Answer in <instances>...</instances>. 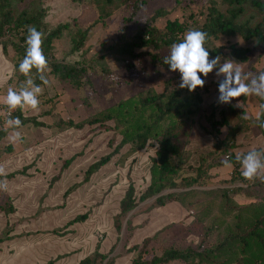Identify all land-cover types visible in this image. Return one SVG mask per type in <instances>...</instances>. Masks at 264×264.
<instances>
[{
	"label": "rangeland",
	"instance_id": "1",
	"mask_svg": "<svg viewBox=\"0 0 264 264\" xmlns=\"http://www.w3.org/2000/svg\"><path fill=\"white\" fill-rule=\"evenodd\" d=\"M146 1L148 4L144 12L138 21L130 26L131 37L128 39L130 41L140 30L146 18L153 16L158 10H164L167 14L155 23V26L163 29L168 20H179L187 23V26L191 25L193 17L203 22L202 14L206 12L208 5V0ZM36 3V6L47 10L46 22L50 28L62 23H70L72 24V29L79 27L85 30L93 25L85 46L80 52L71 53L75 39L74 33L71 32L66 33L62 40L55 43L54 50V55L58 60L85 66L89 71L90 82H86L78 89L71 85L60 83L48 69L46 75L49 84L41 85L43 92L39 96L41 109L38 111L26 109L27 116L40 117L41 112L45 111L52 116L44 119L40 118V120L49 125H52L60 118L66 121L73 120L76 123L83 122L102 111L113 108L123 101L135 98L139 92L147 89L153 88L157 93H161L168 79L180 77L178 72H170L161 63H154L151 57L147 55L134 59L133 69H127V59L122 58L112 48V46L121 43L120 28L122 21L130 14V11L125 7L117 9L104 24L100 21L99 12L91 3V0H82L81 2L74 0H42ZM217 4L220 8H223L219 1H217ZM216 45L224 47L221 63L227 59L233 60L249 78L264 72L263 45L255 42L246 43L239 38L226 37L216 41ZM232 45L250 49V59L247 63H242L230 55L229 48ZM169 50L170 48L163 50L160 55H169ZM136 52L157 54L150 47L138 48ZM2 56L4 55L0 47V57L2 58ZM1 58L0 79L5 74H8L7 80H2L3 88H0V102L3 103L7 89L12 87L18 90L21 83H18L14 78V62L18 59L14 51L10 49L9 57L6 58L4 56L5 59ZM3 60H6L10 65L11 71L9 73L5 71ZM105 69H108V72H105ZM10 79H12L11 83L8 84ZM219 79H222V77H216L214 70L207 77L203 87L207 91L203 94L204 103L191 137L190 165L192 166H198L201 160L213 161L218 158V154L214 153L215 141L211 135L214 129L208 123L207 118L214 110L213 108H217L219 111L227 110L230 105L218 103ZM239 99V112L244 111L247 121L242 123L240 118L234 113H230V111L226 115L230 127L236 125L239 127L240 133L236 139L237 152L246 153L252 149L263 152L264 137L257 127V122L263 113L264 100L255 95L242 96ZM232 103L236 104V100H233ZM2 106L0 105L1 109L4 108ZM1 109L0 118H3L5 123L3 125L6 127L7 116L5 113L2 115ZM216 118L221 120L219 112H217ZM222 129L224 130L222 131ZM228 129L229 127L218 128L222 137L227 134ZM19 131L21 133L20 140L11 141L9 139L13 133L11 131L9 136L0 144V152L9 144L14 149L13 153H6L0 156V167L4 169L3 176L22 170L25 166L30 165L39 167V169L33 170L35 172L31 176L33 179L17 176L11 181H3L2 184L6 187L0 188V204L11 200L13 194L17 191H26L25 187L31 188L36 183L38 184L37 186H40V180H44L41 182L43 184H47V181L50 184L52 178L58 174L62 162L72 158L74 155H78L76 161L64 173L61 181L50 189V197L48 198V203L50 204L49 220H46L45 224H43L44 222L36 218L35 224L30 223V225L32 227L35 226V228L43 227L46 232H52L54 229H63L69 221L75 219L78 215L89 214L85 223L73 225L67 230L68 234H63V232L60 237L55 235L42 237L35 233L34 248L39 254H42L40 251H44V254L37 257L40 262L36 260L34 263L46 264L59 256H63L55 264H77L94 251L98 242L103 241L101 251L107 254L119 239L120 241L114 253L109 257V259H112L111 264H131L136 254L127 253V249L131 245L140 244L147 237L153 238L150 252L161 255L165 250L171 248L185 250L191 245H196L210 226H214V231L209 238L207 246L215 247L233 229L234 219L225 217L223 199L220 195L214 197L210 193V190L220 187L233 188L242 186L241 184L231 185L229 183L234 168L232 165L231 167L222 166L214 170L213 173H219V176L214 177L208 184L206 183V187L194 188L207 192L204 195H200L199 198L202 201L212 200V198L215 201L213 207H210L207 213L200 215L199 221L189 217L186 209H184L186 212L185 216L176 220V216L173 217L167 212L168 208H170L168 206L172 204L154 209H151L154 199L140 204L138 208L131 212V216L129 215L130 218L133 215V231L129 236L128 245L125 247L127 241L125 230L127 226L124 227V224L126 220L123 224L122 233L119 235L114 229L113 218L119 211V203L127 189L128 179L134 182L139 194L143 193L147 188L150 181V174L147 170L149 154L142 153L134 163L130 160L124 166L121 165L123 167L116 164L119 160V157L116 156L95 174L89 183L82 184L88 167L101 157L113 152V146L109 145V143L110 141L120 142L122 137L118 133L102 131L92 134L90 127L83 131L69 129L61 133L55 131L52 133L47 129L26 126ZM50 139H53V141L50 142ZM148 153L151 154V152ZM43 154H50L52 157L43 161ZM219 160L224 162V157L222 156ZM188 167L189 165L186 164L183 172L186 177L194 174L192 170L187 169ZM260 181L264 183V180ZM74 184L82 185L70 196L64 198L66 190ZM16 186L20 190H13ZM40 195V191L35 192L28 203V207L37 206ZM254 202H256L254 198H250L244 193L232 196L231 204L238 206ZM262 205L264 206V198ZM256 216V214H253L252 217L255 218ZM1 218L4 219L3 215ZM104 236L105 238H103Z\"/></svg>",
	"mask_w": 264,
	"mask_h": 264
},
{
	"label": "trees",
	"instance_id": "2",
	"mask_svg": "<svg viewBox=\"0 0 264 264\" xmlns=\"http://www.w3.org/2000/svg\"><path fill=\"white\" fill-rule=\"evenodd\" d=\"M37 1L42 0H0V47L3 55L8 58L10 49L14 51L18 58L14 62V78L18 83L24 82L25 77L19 72V63L26 52L27 28L33 26L44 34L42 48L48 60V69L60 83L79 89L86 82H90L88 69L80 64L58 60L54 55L55 43L62 40L66 33H74L75 39L71 53H78L85 46L93 25L85 30L79 27L72 29L70 23H62L50 28L46 22L47 10L36 6ZM74 1L81 2L82 0ZM217 1L221 3L223 8L218 6ZM91 3L97 8L100 21L104 24L117 9L125 7L130 11L129 16L123 19L120 28L121 43L112 46L122 58L127 59L126 67L129 70L134 67V59L146 55L150 56L154 63H161L165 69H168V66L163 63L166 56H161L160 53L171 48L173 43L180 42L184 34L192 29L207 33L205 47L210 53V59L223 56L224 47L216 45V41L222 37L239 38L246 43L255 42L264 46V0H208L206 12L202 14L203 22L193 17L191 25L187 26V23L179 20H168L163 29L155 26V23L167 14L164 10H158L153 16L146 18L131 41L128 40L131 37L130 26L136 23L144 12L148 4L146 0H91ZM22 6L24 7L22 8ZM143 47H150L157 54L136 52V49ZM229 53L234 59L242 63H247L250 59L249 48L232 45L229 48ZM104 71L108 72V69ZM32 75L36 84L43 85L36 78L35 69H33ZM11 80L8 81V84L11 83ZM179 83L180 77H172L165 82L161 93H157L153 88L147 89L139 92L135 98L123 101L113 108L102 111L79 123L60 118L49 125L40 120V118L52 116L45 111L41 112L40 117H35L27 116L26 110L24 112L16 110L12 113V117H19L22 121V127L16 131L26 126L60 133L69 129L83 131L90 127L92 134L102 131L118 133L122 137L120 142L110 141L109 143L113 146V152L101 157L88 167L82 184L89 183L92 177L116 156L119 157L116 164L124 166L130 160L134 163L142 153L149 154L147 170L150 174V181L147 188L139 194L134 182L128 179L127 189L119 203V211L113 218L114 229L119 235H121L123 224L131 212L140 204L153 199L151 209L178 203L187 210L189 217L199 221L200 215L207 213L215 201L214 198L202 201L199 198L200 195L207 192L194 188L206 187L210 180L219 176L212 174V171L225 166L224 162L219 160L222 156L224 161L230 160L234 168L229 183L231 185L241 184L242 186L220 187L210 190L214 197L220 195L223 199L225 217L234 219L231 232L223 237L215 247L207 246L214 231V226H210L196 245H191L185 250L171 248L165 250L161 255L151 253L150 246L153 238L147 237L140 244L131 245L127 249V253L136 254L131 264H264V206L262 205L264 183L260 180L249 182L242 178L240 164L235 160L236 139L240 133L239 127L237 125L230 127L226 116L227 112L230 111L244 123L247 121L244 111L239 112V108L233 106L234 103L230 104L227 110L219 111L217 108H213L214 110L207 121L214 129L211 135L215 141L214 153L218 154V158L213 161L201 160L198 166H192L190 165L191 137L204 103L203 94L207 90L197 88L190 93L187 89H180ZM3 107L7 119H9L6 106ZM39 109H41L40 105ZM217 112H219L221 120H217ZM0 120L1 143L8 137V133L14 130H6L3 125L5 124L3 118L1 117ZM220 127H229L227 134L223 137L218 130ZM257 127L264 137V107ZM13 152V146L9 144L1 150L0 156ZM77 158L78 155H74L62 162L60 171L50 181V189L61 181L63 174ZM186 164L189 165L187 169L194 172L188 177L183 175ZM33 167L32 165L25 166L22 170L14 171L5 176L0 175V181H11L17 176H27V172ZM82 184H74L69 187L64 193V198L70 196ZM244 193L248 197L254 198L256 202L238 206L231 204L232 196ZM0 213H3L5 217L14 214L15 209L12 201L9 200L1 205ZM253 214L257 216L253 218ZM88 216L89 214L78 215L69 221L63 229H54L52 232H45L44 234L60 237L63 232L66 234L73 225L85 223ZM132 219L133 215L125 230L127 234L125 247H127L129 236L133 231ZM13 232L14 225L7 223L0 235V244L15 239L11 236ZM119 241L118 239L107 254L101 251L103 241L98 242L94 251L77 264H111L112 259L109 257L114 253ZM62 258L63 256H59L46 264H55Z\"/></svg>",
	"mask_w": 264,
	"mask_h": 264
},
{
	"label": "clouds",
	"instance_id": "3",
	"mask_svg": "<svg viewBox=\"0 0 264 264\" xmlns=\"http://www.w3.org/2000/svg\"><path fill=\"white\" fill-rule=\"evenodd\" d=\"M44 34L33 26H28L26 36L25 56L19 63V72L25 77L19 89L9 87L3 98L9 119L6 120V130L13 129L9 139L13 142L21 139L20 129L22 121L19 117H12L16 110L24 112L26 109L38 111L39 96L43 89L36 84L33 78L35 69L36 78L43 85H48L47 78L48 60L44 54L43 44ZM207 33L201 30H188L182 40L173 43L163 63L168 66L170 72H178L180 76V89H187L190 93L197 88H203L210 73L215 70L218 80V103L232 104L236 100L234 107H240V97L255 95L264 100V72L258 76L249 78L233 60H225L221 63V57L216 56L210 59V53L205 47ZM203 76L204 78H201ZM247 81V82H246ZM224 129H222L223 131ZM235 160L240 164L241 176L245 181L253 182L257 179L264 180V152L252 149L246 153L237 152ZM226 167H231L230 160H225ZM4 174L3 167H0V175ZM6 187L0 184V188Z\"/></svg>",
	"mask_w": 264,
	"mask_h": 264
},
{
	"label": "crops",
	"instance_id": "4",
	"mask_svg": "<svg viewBox=\"0 0 264 264\" xmlns=\"http://www.w3.org/2000/svg\"><path fill=\"white\" fill-rule=\"evenodd\" d=\"M1 59H5L4 56H2ZM3 61L5 64V71L9 73L11 71V69L9 68L10 65L6 60ZM7 75L8 74H5L0 79V88L2 87V82L7 80L8 78ZM0 105L5 106L4 103L2 102H0ZM1 111H2V115H4L5 109L2 108ZM51 132L53 133L54 131ZM49 141L52 142L53 139H50ZM237 150L238 149L235 150V153H237ZM43 157H44L43 161H46L52 156L50 154H43ZM35 169H39V167H33L31 170L27 172V176H21V177L25 179H33V177L31 176L34 175L35 172H33V170ZM213 171L212 174L219 175V173H213ZM42 181L44 180L39 181L40 186H37L38 184L36 183L31 188L25 187L27 189L26 191L20 190L18 186L14 187L13 190H20L14 193L13 197L10 200L13 203L15 213L9 215V217H5L3 213H0V235L6 228L7 223H9L11 225H14V232L11 234V236L15 237V239L9 242L0 244V264H37L34 263V261L36 260L40 262L37 257L42 256L44 254V251H40L42 252V254H39V252L35 250L34 248L35 246L34 239L36 236L35 233H37V235L39 236L45 237L44 233L46 232V229L45 228L43 229V227L40 228H35V226L32 227L30 223L35 224L34 222L36 221V218L44 222L43 224H45L46 220H49L48 216L50 215V207H49L50 204L48 203V198L50 197V184L48 183V181L47 184H43L41 183ZM2 183L3 181L2 182L0 181V184ZM37 191L41 192V195L38 198L37 206H34L33 208L31 206L28 207L29 201L33 198L35 192ZM5 203L6 202L0 204V206L4 205ZM168 207L170 208H168L167 212L171 214L173 217L176 216L175 217L176 220L178 218L181 219L185 216L186 212L180 204L174 203ZM2 215L4 219L1 218Z\"/></svg>",
	"mask_w": 264,
	"mask_h": 264
},
{
	"label": "water",
	"instance_id": "5",
	"mask_svg": "<svg viewBox=\"0 0 264 264\" xmlns=\"http://www.w3.org/2000/svg\"><path fill=\"white\" fill-rule=\"evenodd\" d=\"M130 216H131V215H130ZM130 216L126 219V222H125V224H124V227L127 226V223H128V220H129Z\"/></svg>",
	"mask_w": 264,
	"mask_h": 264
},
{
	"label": "built area",
	"instance_id": "6",
	"mask_svg": "<svg viewBox=\"0 0 264 264\" xmlns=\"http://www.w3.org/2000/svg\"><path fill=\"white\" fill-rule=\"evenodd\" d=\"M228 158V157H227Z\"/></svg>",
	"mask_w": 264,
	"mask_h": 264
}]
</instances>
